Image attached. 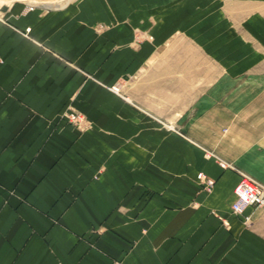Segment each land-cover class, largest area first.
<instances>
[{
	"label": "crops",
	"instance_id": "1",
	"mask_svg": "<svg viewBox=\"0 0 264 264\" xmlns=\"http://www.w3.org/2000/svg\"><path fill=\"white\" fill-rule=\"evenodd\" d=\"M253 98L264 162V0H0V264H264L205 153Z\"/></svg>",
	"mask_w": 264,
	"mask_h": 264
},
{
	"label": "rangeland",
	"instance_id": "2",
	"mask_svg": "<svg viewBox=\"0 0 264 264\" xmlns=\"http://www.w3.org/2000/svg\"><path fill=\"white\" fill-rule=\"evenodd\" d=\"M253 89L250 90V94H255ZM255 97V95H253ZM254 100H250L249 102L245 103H236L234 104V118L230 120L229 122H225V119H218V121L221 122L220 125H218V132L216 134V151L214 150H206V155H211L218 159L219 162H225L224 156L233 157V156H240V150H235L236 147L232 145L233 143L236 144L239 147L242 145L244 146V154H245V160H246V171L241 170L242 173L250 176L253 178L256 182H258L260 185L264 186V182L262 179H264V162L257 158V154L259 153L256 148L257 144V128H256V102L255 98ZM222 107L221 114L224 115V104H219ZM248 111V117L240 119L237 117L235 111L238 113L241 110ZM219 114V110H218ZM243 123V124H242ZM176 125H174L172 122L169 123V129H175ZM185 137L189 138V136L186 134ZM262 156V151H260ZM241 154H243L241 152ZM228 164L226 168H232L235 169V166L232 164L225 162ZM256 174H260L261 178H258Z\"/></svg>",
	"mask_w": 264,
	"mask_h": 264
},
{
	"label": "built area",
	"instance_id": "3",
	"mask_svg": "<svg viewBox=\"0 0 264 264\" xmlns=\"http://www.w3.org/2000/svg\"><path fill=\"white\" fill-rule=\"evenodd\" d=\"M112 90L116 93L120 92V87L113 86ZM70 121L74 124H82L85 118L78 114H70ZM221 165L226 168L227 163L221 162ZM197 179L206 190H210L215 185V180L205 173L200 172ZM236 200L232 204V211L236 214H243L249 207H262L264 206V186L260 185L250 176L242 173L240 180L235 187ZM250 217H246V222H249Z\"/></svg>",
	"mask_w": 264,
	"mask_h": 264
}]
</instances>
